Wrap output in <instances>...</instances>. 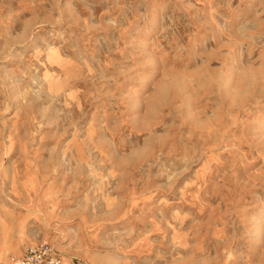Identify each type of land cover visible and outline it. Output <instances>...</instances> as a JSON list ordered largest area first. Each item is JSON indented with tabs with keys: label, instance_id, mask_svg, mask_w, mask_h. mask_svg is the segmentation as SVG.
<instances>
[{
	"label": "rangeland",
	"instance_id": "obj_1",
	"mask_svg": "<svg viewBox=\"0 0 264 264\" xmlns=\"http://www.w3.org/2000/svg\"><path fill=\"white\" fill-rule=\"evenodd\" d=\"M263 212L264 0H0V261L264 264Z\"/></svg>",
	"mask_w": 264,
	"mask_h": 264
},
{
	"label": "built area",
	"instance_id": "obj_2",
	"mask_svg": "<svg viewBox=\"0 0 264 264\" xmlns=\"http://www.w3.org/2000/svg\"><path fill=\"white\" fill-rule=\"evenodd\" d=\"M0 264H63L61 254L49 242H40L27 249L23 256L12 257Z\"/></svg>",
	"mask_w": 264,
	"mask_h": 264
},
{
	"label": "bare ground",
	"instance_id": "obj_3",
	"mask_svg": "<svg viewBox=\"0 0 264 264\" xmlns=\"http://www.w3.org/2000/svg\"><path fill=\"white\" fill-rule=\"evenodd\" d=\"M149 87H150V81H149V82L147 83V85L144 87V93L148 91ZM263 214H264V212H263Z\"/></svg>",
	"mask_w": 264,
	"mask_h": 264
}]
</instances>
